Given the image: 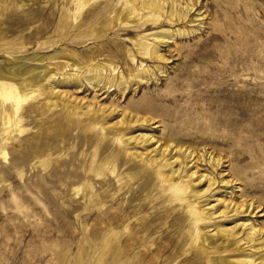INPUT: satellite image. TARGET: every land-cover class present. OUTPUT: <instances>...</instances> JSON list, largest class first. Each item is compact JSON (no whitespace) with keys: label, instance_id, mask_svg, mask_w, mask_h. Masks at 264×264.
Segmentation results:
<instances>
[{"label":"rangeland","instance_id":"374dc122","mask_svg":"<svg viewBox=\"0 0 264 264\" xmlns=\"http://www.w3.org/2000/svg\"><path fill=\"white\" fill-rule=\"evenodd\" d=\"M196 1L199 11L190 13L191 24L144 29L126 28L100 15L102 7L91 11L72 0H0V58L60 52L63 59L56 64H38L58 74L56 91L65 97L59 106L52 105L55 96L29 100L16 118L10 101L6 114L0 104V264H128L129 259L132 264H204L219 256L184 240L191 219L185 198H158L163 170L153 164L159 150H152L169 143L193 152L195 162L205 150L226 160L218 172L208 157L194 169L216 179L206 197L211 206L231 209L245 201L264 215V0ZM179 29L195 31L176 38ZM162 30L176 38L161 46L170 59L166 71L147 83L131 81L142 58L134 65L126 51L135 50L140 34ZM70 58L83 67L79 84L67 80L76 74L67 66ZM102 62L119 68L128 81L126 91L117 85L95 88L85 80L93 75L88 67ZM72 106L114 112L93 121ZM128 114L149 119L146 130L158 143L123 150L114 175L109 161L121 149L95 126ZM135 152L140 157L131 155ZM186 164L184 159L182 176ZM164 185L170 188L171 182ZM260 215L217 221L229 227L233 220L252 222L264 231ZM138 219H146L150 230L140 232L141 246L134 236L125 241L129 232L139 237ZM111 237L117 239L116 261L107 243Z\"/></svg>","mask_w":264,"mask_h":264},{"label":"bare ground","instance_id":"6f19581e","mask_svg":"<svg viewBox=\"0 0 264 264\" xmlns=\"http://www.w3.org/2000/svg\"><path fill=\"white\" fill-rule=\"evenodd\" d=\"M72 2L75 5L82 3L84 7L89 8L91 11L102 7L99 12L100 15L103 13L105 19L112 17L114 21L123 24L126 28L137 26L147 29L151 26L156 27L167 23L175 26L180 23H190L194 21V17H190V13L194 10L199 11V9L194 8V5L198 3L196 0H118L117 3H114L113 0H72ZM102 4L105 5L103 6ZM198 11L195 20H200L198 22L201 23L203 16ZM78 16L79 13L76 10L74 17ZM194 31L179 29L176 38L194 33ZM38 33H43V30H38ZM176 38L171 31L163 30L140 34L135 42V50L128 49L125 53L129 61L134 65L139 63L138 56L142 58L139 70L134 74L135 79L132 78L131 81L139 80L141 83H147L149 78L157 80V74H163L166 71V63L170 62V59L165 57L161 46L163 44H170V41L175 42ZM62 55L59 52L52 56L44 57L0 58V104L3 107L2 112L6 114L4 106L5 103L10 101L13 105L14 118H16L24 103L39 97L55 96L57 101L56 103H52V105L59 106L65 100V97L56 91L58 74H55L51 69L40 66L38 63L49 64L51 62V64H56L55 61L63 59ZM143 60L156 64L153 67L144 66ZM113 64L102 62L89 66L88 70L90 73L93 72V75L86 76L85 80L95 88L101 87L102 89L107 88L109 90L117 85L118 88L126 91L128 81L125 80L126 78L122 72H119V68ZM67 66L76 72L74 76L71 74L66 76L67 80L77 84L81 83V71L83 67L71 58L68 59ZM72 109L75 112H79L80 116L89 117L93 121L105 117V114L108 112L109 115L114 112L113 110L106 111L101 106H87L85 108L72 106ZM149 122L151 121L147 118L128 114L112 124L102 122L95 126L104 135L108 134L113 137L114 141L112 142L121 149L115 153L116 155L112 159L110 158L111 161L104 160L113 164L114 169H111L113 174L121 162L123 150L134 148L142 143L149 144L150 147L158 143L154 142L155 139L152 133L146 130L150 126ZM218 122H225V120L219 119ZM9 123L10 125L13 123V118H10ZM18 123L14 122V125H18ZM126 128L132 130L126 133L124 132ZM20 133H23V130L20 129ZM207 140L208 138H202V142H208ZM157 149L159 151L153 159V164L161 167L163 170V173L160 172L158 174L161 182L160 186H158L160 191L158 198L166 201L180 200L181 202H183L182 198H185V201L190 203L188 206L191 216L188 224L189 236H185V234L184 240L191 241V244L195 245L202 243L206 247V250L215 249L221 252L219 256L211 257L204 264H264V231L258 229L252 222L240 224L235 223L237 220H233L232 224L234 226L229 227L227 224L217 221L220 218L239 217L241 215L244 217L252 214L257 216V213H261L260 216H264L263 211L259 207H255L254 203L245 201H242L239 205L232 206L231 209L226 208L221 210L217 205L211 206L206 197L217 184L216 179L213 177V174H200L198 170H194L197 168L196 163L198 161H205V157H208L209 165L215 172H218L225 166L226 160L213 156L212 153H208L205 150L195 162L197 156L193 152L187 150V148L182 150L173 143H169V146L162 149L156 146L152 151L156 152ZM182 152L187 153L182 155ZM131 155L140 157V154L137 152L131 153ZM168 155H171V157L165 160ZM4 156L6 157L7 153ZM182 156L184 157L182 158ZM184 159L187 160V164L185 175L182 176ZM97 174L102 175V171H98ZM122 180V178H119L118 182ZM165 182H171V187L167 188L164 185ZM197 213H202V215L197 216ZM137 221H140L138 223L140 225L138 229L139 233L141 231H145V234L149 233L150 230L146 227V219H138ZM133 236L139 238L136 239L137 246L144 244V238H142L143 235L141 233L139 237H136L129 232L125 241H128ZM107 241L108 247L113 252V260H118L120 255L115 251L117 239L111 237ZM129 250L127 248V253ZM141 259L142 257L139 261ZM128 264H132L131 259L128 260Z\"/></svg>","mask_w":264,"mask_h":264}]
</instances>
